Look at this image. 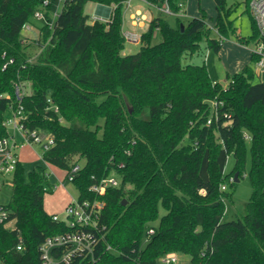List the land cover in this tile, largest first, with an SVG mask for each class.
Segmentation results:
<instances>
[{
  "label": "trees",
  "instance_id": "trees-1",
  "mask_svg": "<svg viewBox=\"0 0 264 264\" xmlns=\"http://www.w3.org/2000/svg\"><path fill=\"white\" fill-rule=\"evenodd\" d=\"M89 1L114 5L111 16L92 20L85 11ZM125 1L63 0L53 27L40 28V52L33 60L20 34L44 0H0V53L14 58L0 68V137L8 134L6 111L18 107L15 85L30 83L22 101L25 125L54 138L43 161L68 172L85 160L73 181L79 199L99 197L106 205L92 230V252L74 254L69 264H159L168 253L187 254L191 264H264V81L254 80L253 69L258 57L227 73L226 87L211 80L205 63H183L203 51V40L219 53L237 34L232 7L214 0L220 37L210 35L205 12L187 22L177 17L176 26L157 16L141 34L140 51L124 54ZM180 1L169 0L175 12ZM250 1L245 4L255 32L239 35L244 43L257 40ZM57 6L58 0H50L44 8L48 19ZM156 32L162 40L154 44ZM144 107L149 119L140 117ZM247 140L253 193L247 213L225 221V199L232 197L222 187L242 175ZM231 154L235 162L228 174ZM112 175L120 176L119 186L103 195L91 190ZM49 177L40 165L27 175L21 160L16 167L6 203L10 219L0 224V259L7 264H43L39 247L72 230L45 209L46 194L56 188ZM62 251L54 248L52 254Z\"/></svg>",
  "mask_w": 264,
  "mask_h": 264
},
{
  "label": "rangeland",
  "instance_id": "rangeland-1",
  "mask_svg": "<svg viewBox=\"0 0 264 264\" xmlns=\"http://www.w3.org/2000/svg\"><path fill=\"white\" fill-rule=\"evenodd\" d=\"M184 9L188 12V16H180L179 18L182 21L187 22L192 17H200L205 12L207 21L210 25L214 24L215 16L217 15V10L214 0H183ZM63 3H60L59 8L61 9ZM132 7L127 12V18L130 17L132 12L140 10L146 16L144 21L145 26L136 27L134 30H137L138 33L142 34L147 30L149 23L153 17L161 16L165 18L171 25H177V17L173 14L165 13L162 8L163 6H152L142 0H132ZM98 3L89 1L85 6V11L91 17L94 16L95 10ZM227 5L232 7V12L230 18L233 20L234 25L237 27V34H230V37L226 39V43L223 46L222 50L219 53H216L214 50H210L206 47L207 42L203 40L202 42V52L193 54L192 56H185L183 63H192V64H206L211 80L213 82H219L224 87L228 85L227 73H234L241 70L247 63L250 64L251 52L255 47V41H250L249 43L241 42L238 38L241 36H250L255 32V29L252 24V19L248 11L246 10L245 0H227ZM114 8V5H110ZM50 19L53 22L54 16L51 13ZM46 24L45 20H39L34 17L31 30H22L20 34L21 39L27 43L28 51L32 54L33 60L36 59V54L40 52L39 44L37 38L39 36L40 28ZM213 37H216L218 33L211 32ZM162 40V35L160 32H156L153 43H159ZM141 49V43H131L126 41L125 43V53L134 54L139 52ZM250 61V62H249ZM255 72L254 80L264 81V69L257 68L256 65H253ZM30 87V86H29ZM31 89V87H30ZM31 91V90H29ZM10 111L7 110L5 113L6 119L10 117ZM140 117L143 119L150 118V109L149 107H144L140 112ZM248 155L246 160L245 169L242 172V175L234 182V185L231 183H226V194L231 195V199L226 198V210L223 219L225 221L237 219L247 213V204L251 199L253 193V186L250 179V169H251V156L249 152L250 140H247ZM23 163V167L26 175L31 171L35 166H43L50 173V181L55 183L56 188L53 193L46 194L45 196V208L46 211L50 214H58L61 219L67 220L66 206L72 200L79 199V189L77 185L66 178V171L60 169L51 164H47L43 161L41 155L43 149L39 145H29L25 144L24 146L17 149ZM234 156L231 154L228 157L225 171L226 173H231L234 166ZM85 163L84 159L79 161V164L83 166ZM118 180H120L119 175H113ZM12 179L13 174H9L6 177V182L3 186L0 187V202L8 203L12 194ZM165 214V210L160 207L159 215L160 217ZM159 219L153 222L155 227L159 226ZM13 223H9L8 226H11ZM178 261L176 264H191L190 256L183 253H177ZM159 264H164L160 259Z\"/></svg>",
  "mask_w": 264,
  "mask_h": 264
},
{
  "label": "built area",
  "instance_id": "built-area-1",
  "mask_svg": "<svg viewBox=\"0 0 264 264\" xmlns=\"http://www.w3.org/2000/svg\"><path fill=\"white\" fill-rule=\"evenodd\" d=\"M132 0L125 1V14L132 7ZM152 6H163L162 10L165 13L173 14L178 17L186 16L183 0L179 2L180 10L175 12L170 5L169 0H165L161 5H155L142 0ZM50 0H44L43 9L35 12L34 16L39 20H45L46 24L53 27V23L45 16V7L48 6ZM63 3V0H58V5ZM250 10L256 23L257 28V40L252 53L258 57L256 66L260 69H264V0H251ZM109 9V16H111L113 9L104 6ZM54 18L57 13H53ZM108 18L95 14L91 17L92 20L105 21ZM130 19L134 25H142L146 20L145 14L140 10H136L130 14ZM211 28H213L211 26ZM25 30H31L32 24L26 23L23 27ZM124 37L126 41L131 43H138L141 41V34L137 31H131L124 29ZM14 63V58L7 57L6 52L0 53V68L5 70L9 65ZM30 83L20 82L15 85V99L18 102L17 109L11 111L10 117L5 118L4 125L8 129L6 136L0 137V187L6 182V177L9 174H14L16 167L20 161V155L17 149L29 145H39L43 150L49 149L53 143L54 138L51 135H45L38 130H30L26 127V115L24 113V105L22 103L24 97L30 94ZM10 97V95H9ZM51 101V99H49ZM217 102L212 103V112L216 113ZM58 111V106H53ZM212 122V119L208 120V124ZM81 169L80 164H75L71 169L66 172V178L74 181ZM120 180L116 177L107 176L104 177L98 184L91 186V190L97 195H103L109 186H119ZM12 185V184H11ZM226 189V186L222 187ZM106 203L104 200L96 197L94 200H72L66 206V214L68 219L65 220L72 230L66 234H59L50 236L39 247L43 264H69L73 255L76 253L92 252L96 238L92 233V230L97 228L98 222L101 216V212L104 209ZM55 220H61L58 214H54ZM10 219V211L6 203L0 202V224L6 223ZM151 234L154 233V229H150ZM54 248H62V253L59 256L52 254ZM110 248V246H108ZM18 250L23 249V243L20 242L17 245ZM164 264H176L178 261L176 253H168L161 258ZM0 264H7L0 259Z\"/></svg>",
  "mask_w": 264,
  "mask_h": 264
},
{
  "label": "crops",
  "instance_id": "crops-1",
  "mask_svg": "<svg viewBox=\"0 0 264 264\" xmlns=\"http://www.w3.org/2000/svg\"><path fill=\"white\" fill-rule=\"evenodd\" d=\"M104 6H107V7H109V8H111V9H113L110 5H105V4H100V3H98V5H97V7H96V10H95V14H98V15H101V16H104L105 18H108V16H109V9H106ZM60 11V8H59V5L57 6V10L55 11V12H53V13H58ZM185 11H186V9H185ZM52 13V14H53ZM94 14V15H95ZM186 16H188V12L186 11ZM194 17H196V16H194ZM193 18V17H192ZM51 20V19H50ZM54 20H55V18H54ZM143 26H145V23H143L142 25H134L133 23H132V21H131V19H130V17L129 18H127V14H125V17H124V29H127V30H131V31H137V30H134V28H136V27H143ZM210 26H212L213 28H211V32H215V33H218L217 32V30L215 29V27H214V24H212V25H210ZM138 32V31H137ZM211 32H210V35L213 37V35L211 34ZM39 34H40V32H39ZM39 37V36H38ZM216 37H220V35H219V33H218V35H216ZM225 43H226V40L224 41V43H223V46L225 45ZM223 46H222V48H223ZM222 48H221V50H222ZM220 50V51H221ZM251 52V56H250V61H251V59H252V55H253V53H252V51H250ZM123 53L124 54H126L125 53V50L123 51ZM249 61V62H250ZM246 65H248V63L246 64ZM245 65V66H246ZM244 66V67H245ZM243 67V68H244ZM257 67V66H256ZM242 68V69H243ZM258 68V67H257ZM20 160H21V157H20ZM46 209V208H45ZM177 254V253H176Z\"/></svg>",
  "mask_w": 264,
  "mask_h": 264
},
{
  "label": "water",
  "instance_id": "water-1",
  "mask_svg": "<svg viewBox=\"0 0 264 264\" xmlns=\"http://www.w3.org/2000/svg\"><path fill=\"white\" fill-rule=\"evenodd\" d=\"M181 30H184V25H183V24L181 25ZM235 180H236V181L238 180V173H236V178H235ZM126 203H127V200L124 199V200H123V204H126Z\"/></svg>",
  "mask_w": 264,
  "mask_h": 264
}]
</instances>
